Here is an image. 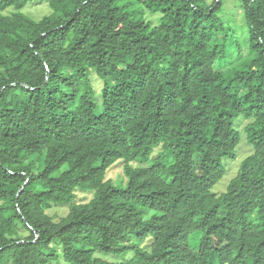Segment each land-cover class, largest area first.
Masks as SVG:
<instances>
[{"label":"trees","instance_id":"16d2710c","mask_svg":"<svg viewBox=\"0 0 264 264\" xmlns=\"http://www.w3.org/2000/svg\"><path fill=\"white\" fill-rule=\"evenodd\" d=\"M239 2L228 58L222 0H0V264H264V0Z\"/></svg>","mask_w":264,"mask_h":264},{"label":"rangeland","instance_id":"374dc122","mask_svg":"<svg viewBox=\"0 0 264 264\" xmlns=\"http://www.w3.org/2000/svg\"><path fill=\"white\" fill-rule=\"evenodd\" d=\"M205 4H211L214 0H204ZM22 11L34 19H40L44 15H47L51 12L50 7L47 3H31L26 5ZM223 22L228 29L219 33V37L224 38L225 49L228 54V58H233L238 52V47L241 48L243 54H248L249 50V30L245 17L244 10L241 8L239 0H222V7L218 13ZM152 21H156V17L159 14H155V16L146 15ZM220 65H226L224 69H228L230 64L227 63L226 60H221L216 62L215 67H219ZM91 80L93 85L96 87L97 94H95L96 99L99 97V91L101 87V81L97 77L94 71L91 72ZM100 99V98H99ZM247 123V120L238 119L236 122V126L241 132V140L239 144L236 146V157L234 159H230L228 157L222 159V163L225 166L226 173L221 177V179L215 183L211 191L217 194H220L227 189V185L230 179L235 175L238 166L241 161L244 159L246 155H248L252 151V147L246 142L243 127ZM118 162H115L108 170H107V178H110L113 183L119 184L120 176L122 174L121 167L118 166ZM91 197V194L83 193L81 191H77V200L78 202H86ZM68 211V207L66 205H53L50 209H48L47 213L52 215L54 218L58 219L61 216L65 215ZM199 236L193 235L190 237V243L194 246L197 245V240ZM128 258V255L122 256L121 259Z\"/></svg>","mask_w":264,"mask_h":264}]
</instances>
